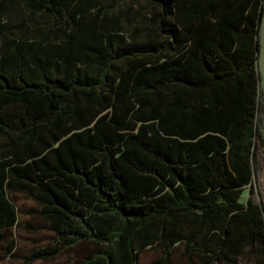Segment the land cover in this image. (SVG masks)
<instances>
[{"label":"trees","instance_id":"16d2710c","mask_svg":"<svg viewBox=\"0 0 264 264\" xmlns=\"http://www.w3.org/2000/svg\"><path fill=\"white\" fill-rule=\"evenodd\" d=\"M133 1L0 0V239L17 191L55 233L25 264L81 244L75 264L150 245L174 264L182 243L224 264L264 243V0Z\"/></svg>","mask_w":264,"mask_h":264},{"label":"rangeland","instance_id":"374dc122","mask_svg":"<svg viewBox=\"0 0 264 264\" xmlns=\"http://www.w3.org/2000/svg\"><path fill=\"white\" fill-rule=\"evenodd\" d=\"M128 3V1L121 2L122 8L125 9ZM132 3L136 8H143L144 12L150 15L152 8L148 0H134ZM122 21L125 24L129 38H131V44L144 41L145 31L143 29H140L137 33H134V31L137 26H143L145 20H136L131 15L128 19L123 18ZM262 83L264 85L263 78ZM9 196L18 207V220L13 226L6 229L5 237L0 239V264H25V257L33 250L54 242L55 233L49 229L47 221L39 215V205L28 195L27 191L10 192ZM10 239H15V246L9 252L6 245ZM86 245L88 244H81L76 251L64 250L58 256L37 259L32 264H75L84 255ZM183 251L184 244L182 243L174 251V264L200 263L198 257L195 256L193 259H189ZM161 254L162 248L150 245L140 251L137 264H155V260ZM224 264H264V243L257 242L253 247H246L244 251L236 256L235 262Z\"/></svg>","mask_w":264,"mask_h":264},{"label":"water","instance_id":"95a60500","mask_svg":"<svg viewBox=\"0 0 264 264\" xmlns=\"http://www.w3.org/2000/svg\"><path fill=\"white\" fill-rule=\"evenodd\" d=\"M259 39H258V47H259V72L261 77L264 79V5L262 11V19L259 27Z\"/></svg>","mask_w":264,"mask_h":264}]
</instances>
